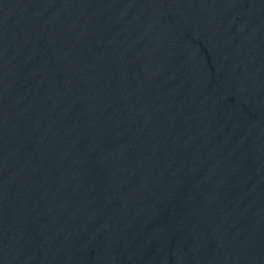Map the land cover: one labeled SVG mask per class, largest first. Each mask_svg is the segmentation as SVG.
Masks as SVG:
<instances>
[{
    "label": "water",
    "instance_id": "1",
    "mask_svg": "<svg viewBox=\"0 0 264 264\" xmlns=\"http://www.w3.org/2000/svg\"><path fill=\"white\" fill-rule=\"evenodd\" d=\"M0 264H264V0H0Z\"/></svg>",
    "mask_w": 264,
    "mask_h": 264
}]
</instances>
